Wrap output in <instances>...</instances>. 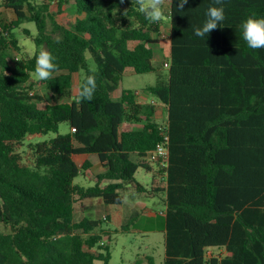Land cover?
Returning <instances> with one entry per match:
<instances>
[{"label": "trees", "instance_id": "16d2710c", "mask_svg": "<svg viewBox=\"0 0 264 264\" xmlns=\"http://www.w3.org/2000/svg\"><path fill=\"white\" fill-rule=\"evenodd\" d=\"M67 4L74 16L59 24L55 16ZM177 4L167 0L169 52L154 67L163 23L148 21L134 0H1L13 18L0 24V226L7 229L0 264H108L107 219L75 205L120 206L128 192L158 197L165 207L163 264H264V48L248 47L241 30L248 17L264 18V0H226L225 20L204 39L192 28L202 25L211 0H189L183 12ZM24 23L35 27L36 51L11 64L7 51L21 53L13 30ZM41 48L59 66L39 81L49 97L44 108L31 94ZM87 54L96 90L91 100H79L78 90L72 99L73 75L81 73L79 89L91 74ZM128 69L156 76L142 91L165 108V168L147 163L161 141L156 107L130 90L110 96ZM61 123L68 133L58 134ZM50 133L56 136L35 142ZM79 155L95 156L101 169L91 187L74 184L90 167L75 164ZM138 168L151 174L149 187L135 181ZM144 263L156 264L150 255L133 264Z\"/></svg>", "mask_w": 264, "mask_h": 264}, {"label": "rangeland", "instance_id": "374dc122", "mask_svg": "<svg viewBox=\"0 0 264 264\" xmlns=\"http://www.w3.org/2000/svg\"><path fill=\"white\" fill-rule=\"evenodd\" d=\"M1 4V0H0ZM167 4V0L165 6ZM50 12L55 14L57 12L56 4H51L49 8ZM74 14L71 11L70 4H67L63 7L61 14L55 16L57 23L63 24L67 21L72 20ZM13 18L12 13L4 9L0 6V24L8 23ZM162 38L163 41L160 45V49L156 54V57L153 61L154 67L160 66L163 64L164 57L168 55L169 52V43L167 41V33H168V21H162ZM50 25H47V32H50ZM22 29H26L30 36H26L23 34ZM13 33L16 37L18 46L20 47L21 53L18 54L14 52L12 49H9L8 55L10 63L12 64V59L15 58H30L33 53V42L32 36L36 34L35 27L32 23H24L20 25L18 29L13 30ZM7 46V45H6ZM36 51V48H35ZM87 60L89 66L93 64L90 56L87 54ZM163 70H166V67H162ZM81 79V73L73 75V83H72V99H75L77 96V90L79 81ZM32 83L34 86L32 87L31 94L39 97L41 100L37 102V106L39 108H44L45 105L49 103L48 93L43 87V85L36 80L32 76ZM156 82V76L154 73H148L143 75L134 74L131 70H126L120 80L119 86L117 90L112 93V100H115L116 95H120V91L122 89L130 90L132 92L140 93L147 86L154 85ZM147 99L146 101L151 102L154 101L157 103L156 99L145 93ZM156 120L160 125L164 124V113L163 110H158L156 115ZM139 126H129L125 127V129H136ZM69 132V127L66 123H61L58 126V134L63 135ZM56 134L50 133L44 137L36 139L35 142L49 140L55 137ZM74 162L78 167H80L85 159V156H74ZM131 160L134 161V158L131 157ZM88 161L90 167L86 170H81L80 175L74 180V184H78L83 187H91L95 184L94 175L98 174V166L97 159L95 156L91 155L88 157ZM147 163L158 169L152 162L147 161ZM134 179L139 184L144 187H149L151 182V174L146 172L144 169L138 168L134 174ZM129 193V192H128ZM124 202L123 205L120 206V211L122 212V223L121 225L126 224L127 217L125 216V212H135V216L131 217V225L128 227L126 232H121L120 228L114 230V226L110 225L111 219L109 216L105 215L104 211L109 210L112 211L117 209L116 206H104L103 204H99L97 207L95 204H90L87 201H77L75 207L77 210L82 209V206H85L83 209V215L92 218V219H107L104 221L103 229L109 232V239L103 236L102 242L107 245L109 248L110 260L108 264H133L137 259H144L145 256L150 255L154 258L156 264H163L164 258V236L160 230V225H162V219L160 216L156 219L147 218L146 215L150 213L157 212L160 215L163 212V204L158 197H153L147 194L135 195L132 197V194H125L123 196ZM98 200V199H93ZM105 209V210H104ZM127 209V210H126ZM77 213H79L77 211ZM129 223V222H128ZM5 227L0 226V231H6ZM97 264H101L98 262ZM145 264V263H144Z\"/></svg>", "mask_w": 264, "mask_h": 264}, {"label": "clouds", "instance_id": "9594fccd", "mask_svg": "<svg viewBox=\"0 0 264 264\" xmlns=\"http://www.w3.org/2000/svg\"><path fill=\"white\" fill-rule=\"evenodd\" d=\"M121 3L124 0H120ZM133 2V0H132ZM137 6V11L144 15V17L152 22L159 23L166 21L168 16L165 11L166 0H134ZM189 0H178L177 10L183 12L185 5ZM224 3L226 0H211L213 6H209L205 12V19L200 26H193L192 31L196 37L204 39L213 30L225 20ZM219 5V6H214ZM127 10H125L124 14ZM242 37L247 43L248 47L252 49L264 48V18L248 17L241 24ZM32 53L35 54V46H33ZM55 57L51 52L41 48L38 55H36V67L32 76L34 79L44 81L51 79L53 73L59 72V66L54 63ZM18 61V58H17ZM88 72L91 74H84L83 81L78 89L79 100H91L96 90V77L97 67L93 63L89 66ZM5 75L7 73L5 72Z\"/></svg>", "mask_w": 264, "mask_h": 264}, {"label": "crops", "instance_id": "0c3cea01", "mask_svg": "<svg viewBox=\"0 0 264 264\" xmlns=\"http://www.w3.org/2000/svg\"><path fill=\"white\" fill-rule=\"evenodd\" d=\"M130 70V69H129ZM132 71V70H131ZM117 90V89H116ZM113 93V92H112ZM112 93H111V95L110 96H112ZM136 93V92H135ZM145 93L146 92H143V91H141L140 93H136V96H137V101H138V103H140V104H147V103H151V104H153L155 107H156V111H155V114H154V120L158 123V121L156 120V115H157V111L158 110H163V113H164V122H165V120H166V112H165V108L161 105V104H159L158 102L156 103V102H154V101H151V102H148V101H146V99H147V97H146V95H145ZM120 98V95H116V97H115V100H118ZM157 101V100H156ZM79 156H85V159H84V161H88V157H90L91 155H79ZM74 158V157H73ZM74 160V159H73ZM83 161V162H84ZM76 164V163H75ZM83 164V163H82ZM97 164V166H98V169H99V171H98V173H100V171H101V169H100V167H99V165H98V162L96 163ZM95 180V179H94ZM105 183V182H104ZM127 194H130V193H127ZM83 201H87V202H89L90 204H95V206L97 207L99 204H102V202H101V200L100 199H98V200H93V199H86V200H83ZM123 202H124V198H123ZM122 205H123V203H122ZM122 205H120V206H122ZM105 206V205H104ZM120 206H116L117 207V209H114V210H112V211H109V210H105L104 211V213H105V215H107V216H109L110 217V219H111V223H110V225H113L114 226V230H116V229H118V228H120V226H121V223H122V217H121V215H122V212L120 211V209H118V208H120ZM84 207L85 206H82V208L84 209ZM127 210V209H126ZM164 210H165V207L163 206V212H161L160 213V215H158V213L157 212H154V213H150V214H148V215H146L147 216V218H150V219H156V218H158V216H160V218L162 219L163 217H164ZM125 216L127 217V222L126 223H128V222H130V220H131V217H134L135 216V212L133 213V212H128V210L125 212ZM92 219V218H91ZM161 227H162V225H160V229H161ZM163 234V236H164V233H162ZM105 238H107V236H105L104 237V239ZM213 253H218V254H222L223 253V251L222 250H218V251H213Z\"/></svg>", "mask_w": 264, "mask_h": 264}, {"label": "built area", "instance_id": "2783aa9c", "mask_svg": "<svg viewBox=\"0 0 264 264\" xmlns=\"http://www.w3.org/2000/svg\"><path fill=\"white\" fill-rule=\"evenodd\" d=\"M1 32V29H0ZM167 67V64H164ZM161 141L155 146V148L147 153V161L152 162L158 169L165 168L168 164V138L165 132V126H160Z\"/></svg>", "mask_w": 264, "mask_h": 264}]
</instances>
